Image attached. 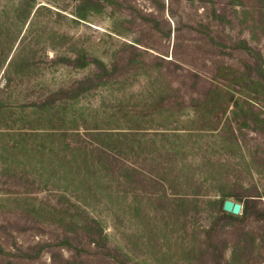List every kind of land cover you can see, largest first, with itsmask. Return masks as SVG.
<instances>
[{
    "label": "rangeland",
    "instance_id": "374dc122",
    "mask_svg": "<svg viewBox=\"0 0 264 264\" xmlns=\"http://www.w3.org/2000/svg\"><path fill=\"white\" fill-rule=\"evenodd\" d=\"M247 198L264 0H0V264H264Z\"/></svg>",
    "mask_w": 264,
    "mask_h": 264
},
{
    "label": "trees",
    "instance_id": "16d2710c",
    "mask_svg": "<svg viewBox=\"0 0 264 264\" xmlns=\"http://www.w3.org/2000/svg\"><path fill=\"white\" fill-rule=\"evenodd\" d=\"M240 202L243 205L242 208V217L232 215L223 210V205L221 206L222 217H228L233 220H245L249 216H254L256 218L264 219V208L260 207V201L257 199L247 198L244 201L240 199ZM224 203V202H223Z\"/></svg>",
    "mask_w": 264,
    "mask_h": 264
},
{
    "label": "water",
    "instance_id": "95a60500",
    "mask_svg": "<svg viewBox=\"0 0 264 264\" xmlns=\"http://www.w3.org/2000/svg\"><path fill=\"white\" fill-rule=\"evenodd\" d=\"M243 205L232 200H225L223 203V210L235 216H239L242 212Z\"/></svg>",
    "mask_w": 264,
    "mask_h": 264
}]
</instances>
